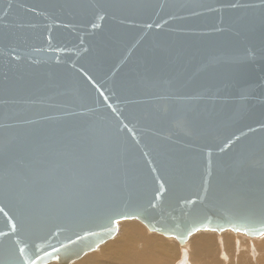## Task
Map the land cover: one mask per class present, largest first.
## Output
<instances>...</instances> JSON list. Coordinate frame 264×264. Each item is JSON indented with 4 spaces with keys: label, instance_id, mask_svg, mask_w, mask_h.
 <instances>
[{
    "label": "water",
    "instance_id": "water-1",
    "mask_svg": "<svg viewBox=\"0 0 264 264\" xmlns=\"http://www.w3.org/2000/svg\"><path fill=\"white\" fill-rule=\"evenodd\" d=\"M36 143L87 156L86 196L29 206ZM0 209V264H70L125 220L261 236L264 0H0Z\"/></svg>",
    "mask_w": 264,
    "mask_h": 264
},
{
    "label": "bare ground",
    "instance_id": "bare-ground-1",
    "mask_svg": "<svg viewBox=\"0 0 264 264\" xmlns=\"http://www.w3.org/2000/svg\"><path fill=\"white\" fill-rule=\"evenodd\" d=\"M70 264H264V236L200 230L181 245L138 220H125L115 236Z\"/></svg>",
    "mask_w": 264,
    "mask_h": 264
},
{
    "label": "snow or ice",
    "instance_id": "snow-or-ice-1",
    "mask_svg": "<svg viewBox=\"0 0 264 264\" xmlns=\"http://www.w3.org/2000/svg\"><path fill=\"white\" fill-rule=\"evenodd\" d=\"M28 157L29 162L20 163L18 174L24 177L21 194L30 207H56L88 194V183L83 177L92 172V167L86 155H77L67 146L59 148L53 144L36 143L28 149ZM93 179H100L99 174H93ZM16 229L17 225L12 224L11 231L15 233ZM91 235L93 233L78 237L76 242L87 240ZM259 235L264 236V231H259ZM98 246L93 245L90 250L95 251ZM24 251V248L18 249L20 256Z\"/></svg>",
    "mask_w": 264,
    "mask_h": 264
}]
</instances>
